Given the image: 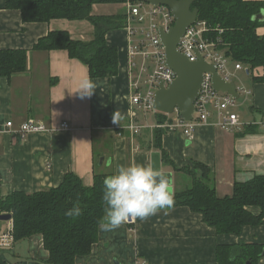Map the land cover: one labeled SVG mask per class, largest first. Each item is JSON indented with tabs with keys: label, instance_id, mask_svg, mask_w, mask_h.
I'll return each mask as SVG.
<instances>
[{
	"label": "crops",
	"instance_id": "0c3cea01",
	"mask_svg": "<svg viewBox=\"0 0 264 264\" xmlns=\"http://www.w3.org/2000/svg\"><path fill=\"white\" fill-rule=\"evenodd\" d=\"M128 3H99L93 7L96 16L124 14L127 24L106 35L108 44L118 48V73L114 77L91 78L88 65L71 58L67 50L34 48L39 39L57 30L67 31L76 40H92L94 25L89 20L56 18L26 23L18 9H8L5 0H0V50L23 49L28 53L26 72L0 77V197L58 186L68 172L76 173L90 186L96 171L112 174L119 164L152 165L155 151L161 152L162 170L173 174L174 194L190 188L195 176L203 177L197 164L210 169L218 197L232 196L236 182L264 174L263 66L249 69L245 65L236 70L230 58L234 81L251 90L238 98L243 100L236 108L244 123L241 129L198 126L192 141L185 138L182 130L165 129L160 148L154 129L135 136L128 131L118 135L111 129L114 114L122 125L131 118ZM258 33L264 36V26L258 27ZM136 60L142 63L140 57ZM84 78L94 82L96 88L90 97L81 98L76 90ZM148 116L149 113L140 115L139 119L152 123ZM155 117L153 124L159 122ZM9 120L15 129L36 120L46 123L52 131L23 138L6 131ZM65 121L69 129L61 128ZM109 159L111 166L107 165ZM250 209L257 215L261 212L258 206ZM9 226L10 221L5 226L0 224V230ZM99 233L91 253L77 257L76 264H115L114 260L121 264H220L221 246L264 244V223L245 226L240 234H218L188 206L161 210L146 220L132 219L114 231ZM2 256L8 264H51L47 262L49 250L44 247L42 234L15 241ZM256 264H264V253Z\"/></svg>",
	"mask_w": 264,
	"mask_h": 264
},
{
	"label": "trees",
	"instance_id": "16d2710c",
	"mask_svg": "<svg viewBox=\"0 0 264 264\" xmlns=\"http://www.w3.org/2000/svg\"><path fill=\"white\" fill-rule=\"evenodd\" d=\"M127 0H5L8 9H18L22 20L49 22L56 18L89 20L94 25V38L81 41L64 30L51 31L34 45L38 50L65 49L69 56L88 65L91 78L114 77L119 70L118 48L109 45L108 31L126 26L124 14L114 16L93 14L99 3H125ZM135 1V0H132ZM199 20L207 21L212 31L208 36L217 41L226 57L249 69L264 67V36L258 27L264 26V1L196 0ZM28 53L23 49L0 50V77H11L28 69ZM159 122H166L165 113H159ZM157 147L165 129H154ZM164 154V152H162ZM166 154H164L165 156ZM203 177H194L190 188L174 194V205L188 206L203 216L204 222L217 233L240 234L243 227L264 223V174L255 175L246 182H236L232 196L218 197L211 181L210 169L197 164ZM107 173H94V182L86 186L76 173L68 172L60 185L32 194L18 191L0 197V213H12L15 241L42 234L44 247L49 250L47 262L76 264L79 256H87L99 239L98 220L103 212V180ZM78 204L82 214L72 219L65 213ZM251 206L261 209L254 214ZM264 253V244L240 243L221 246L220 264H256ZM0 264H8L0 255Z\"/></svg>",
	"mask_w": 264,
	"mask_h": 264
},
{
	"label": "built area",
	"instance_id": "2783aa9c",
	"mask_svg": "<svg viewBox=\"0 0 264 264\" xmlns=\"http://www.w3.org/2000/svg\"><path fill=\"white\" fill-rule=\"evenodd\" d=\"M130 22L128 29L130 31L129 56L131 60L130 70L133 74L130 89L131 111L130 121L126 125L113 123L111 129L118 135H123V131H128L132 135H139L145 129H166L168 131L182 130L185 138L192 141L196 135L198 126L213 125L225 131L241 129L244 123L240 114L236 112L239 106L238 98L215 89L213 86V72L204 73L199 94L195 102V110L192 120H184L178 108L174 113L176 117H169L166 122H142L140 115L147 116L154 109V98L159 90L160 83L165 86L171 84L177 77V74L167 64L166 47L163 45L160 36V28L169 31V28L175 23L170 9L165 5H153L144 0H128ZM133 17V19H132ZM212 29L207 21L199 18L189 27L181 38L178 49L191 61L200 60V56L213 65L217 72L226 80L234 81V71L230 66L231 59L226 57L223 50L218 47L217 41L208 36ZM140 57L141 64H138L136 58ZM245 65L235 62L236 70L244 69ZM138 69L135 74L134 71ZM235 82V81H234ZM239 96L241 94H250L251 90L242 84H237ZM172 113V114H174ZM170 116L171 114H167ZM7 132L18 133L21 137H27L31 133H45L52 131L46 123L36 120H30L20 124L15 129L12 120L7 121ZM61 128L69 129L68 122H63ZM3 214V213H0ZM10 226L5 230H0V255L5 249H9L15 243L14 223L11 220Z\"/></svg>",
	"mask_w": 264,
	"mask_h": 264
},
{
	"label": "clouds",
	"instance_id": "9594fccd",
	"mask_svg": "<svg viewBox=\"0 0 264 264\" xmlns=\"http://www.w3.org/2000/svg\"><path fill=\"white\" fill-rule=\"evenodd\" d=\"M96 85L88 78L80 81L76 92L81 98L90 97ZM120 118L114 114L113 123ZM111 159L107 165L111 166ZM103 212L98 220V230L111 232L120 228L130 219L146 220L159 211L174 205V191L167 173L150 164H119L115 171L103 180ZM82 214L78 204L65 215L76 219Z\"/></svg>",
	"mask_w": 264,
	"mask_h": 264
},
{
	"label": "water",
	"instance_id": "95a60500",
	"mask_svg": "<svg viewBox=\"0 0 264 264\" xmlns=\"http://www.w3.org/2000/svg\"><path fill=\"white\" fill-rule=\"evenodd\" d=\"M153 5H165L175 16V23L169 28V31L160 28V36L163 45L166 47L167 64L177 74L176 79L165 86L160 83L159 90L154 98V109L157 112L172 114L175 109L180 110V114L184 120H192L195 110V100L199 94L201 84L204 78V73L207 71L213 72V86L215 89L228 92L235 98H239L237 86L234 81H226L217 72L213 65H210L205 58L200 56V60L191 61L186 58L179 49L181 38L186 33V28L192 25L199 17L198 8L192 9V4L196 0H144ZM264 16L262 11L261 17ZM176 117V116H175ZM152 166L162 170L161 152L155 151L151 155ZM103 161V159H101ZM165 172V171H164ZM168 174L173 183V174ZM12 219V213L4 212L0 214V221H9ZM129 221H132L130 219ZM115 264H121L114 260Z\"/></svg>",
	"mask_w": 264,
	"mask_h": 264
},
{
	"label": "rangeland",
	"instance_id": "374dc122",
	"mask_svg": "<svg viewBox=\"0 0 264 264\" xmlns=\"http://www.w3.org/2000/svg\"><path fill=\"white\" fill-rule=\"evenodd\" d=\"M231 66L233 67L234 64H231ZM242 101H243L242 98H240V99H239V102H242ZM159 113H160V112H157L156 115H158ZM156 115H155V113H154L153 110H151V112L149 113V116H148V117H149V119H151V122H152V123L156 122V121H155V120H156V117H155ZM166 116H167V117H173V118H174V117H175V113H174V114H171L170 116H168V115L166 114ZM7 223H8V221H5V220H4V221H0V224L3 225V226H5Z\"/></svg>",
	"mask_w": 264,
	"mask_h": 264
}]
</instances>
